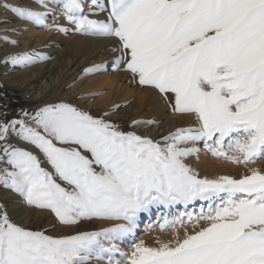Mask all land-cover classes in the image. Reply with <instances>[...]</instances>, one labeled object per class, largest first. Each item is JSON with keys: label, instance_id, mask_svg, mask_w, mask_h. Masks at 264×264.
I'll list each match as a JSON object with an SVG mask.
<instances>
[{"label": "snow or ice", "instance_id": "6c2138e0", "mask_svg": "<svg viewBox=\"0 0 264 264\" xmlns=\"http://www.w3.org/2000/svg\"><path fill=\"white\" fill-rule=\"evenodd\" d=\"M3 7L11 15L0 19V66L53 58L21 50L13 37L27 29L18 24L104 38L113 70L190 119L157 138L140 130L157 121L122 116L126 105L93 114L81 103L99 92L14 113L0 104V264H264V170L209 178L187 163L201 150L242 166L264 159V0H21ZM108 63L83 75L107 71ZM21 207L69 231L34 230L18 222ZM142 214H155L148 227L171 229L172 237L135 241ZM98 221L114 223L82 227ZM129 237L130 250L122 251Z\"/></svg>", "mask_w": 264, "mask_h": 264}, {"label": "rangeland", "instance_id": "374dc122", "mask_svg": "<svg viewBox=\"0 0 264 264\" xmlns=\"http://www.w3.org/2000/svg\"><path fill=\"white\" fill-rule=\"evenodd\" d=\"M4 4H17V2L15 0H0V19H3L6 15H11L9 12L5 11L3 7ZM55 19L59 22L62 21V18L59 16H57ZM47 23L52 24L53 19H49ZM0 27H3V26L0 25ZM18 27L21 29H27V30L21 31L17 36L13 37L14 39H17L19 42H21L20 41L21 38L23 36H27L33 41L37 37L45 36L44 37L45 41L38 43L37 45H35L33 49L43 50L44 52L51 55L53 58L48 61H44L42 63L30 66V67H26V68L17 67L14 69L13 68L6 69L3 66H0V104H7L9 106L8 110L10 112L14 113L19 108L34 107L39 102L26 101L24 99L22 87L19 86L18 84L10 83L7 79L18 73L29 72V74H27L26 76L24 84H31V85L37 84L38 81L40 80V77L45 72L44 70L46 69V67L50 64L52 65L53 61L57 58L55 51L62 50V49L64 50V46L62 45L63 43H61L62 40L68 39V40H72V43H73L72 51L70 52L72 56V62L82 57H84V60H85L84 65L81 68L80 73L78 74L76 79L77 80H80V79L93 80V79H96L98 76L99 78H103V79L105 78V81L107 80V83H104L103 86L100 88H94L88 91H81V93L76 92L73 98H69L67 96L68 92H61L62 91L61 88L67 89L68 86H71V84L74 83V80H71V81L66 80V82H63L61 84L62 86L60 85L61 87L58 88L57 92H47V95L43 99V101L44 100L51 101V100L60 99V98H68V99L74 100L77 95H83L87 97L90 93L99 92L102 94L86 99L85 104H84V106L87 107V109H90V111L93 114H98L100 113V111L105 110L113 103H119L121 105H126V107L124 108H127V106H129L130 104L129 103L130 100H133L134 98L141 95V96H144V98L141 101L140 107L137 109V113L133 115L124 114L123 115L124 117H132V118H137V119H145V118L155 119L157 123L153 126L159 127V129H157L155 133L152 135L156 136L157 138H159L160 135L165 134L169 130H174V128L177 126H184V127L188 126L190 118L173 115L170 110L166 109L164 105L160 101H158L157 95L154 94L153 92H150L148 88H142L140 86L139 88H136L132 84H130L129 80L123 79L121 82V80H119L118 78H113L111 76V71L113 70V68L111 65L112 56L110 55V52L108 50L109 45H110L109 40L104 39V38L82 36L78 34H70L67 36L63 34H57V36H60V37L54 40V38L52 37L56 35L55 33H53L50 30H45L43 28L36 27L31 22L24 23L22 25L18 24ZM45 45H48V47H45ZM103 61L109 62L107 71H103L100 73H93L89 75H83V71L85 68L92 67L94 64L102 63ZM58 62L63 63L64 58H61ZM41 66H43L42 70H38L36 72L32 71ZM30 71H32V73H30ZM100 76H103V77H100ZM108 80H110L111 82L114 81L112 86L109 85L110 83ZM115 83L116 84L120 83V84L119 86L117 85L116 87ZM114 89L116 92L114 91ZM119 89L120 90L122 89V91L120 92ZM124 89L126 90V92ZM95 99L101 102L99 107L95 109L89 108L88 106L92 104L94 101H96ZM169 118H173L175 120L168 121ZM130 123H131L130 119L124 120L125 126H127ZM141 128H143V126ZM146 129L147 128L144 127L143 129H140V130L144 131ZM187 163L191 167H193L200 174L201 177L207 176L209 178H213L219 175H232L238 178L240 175L246 174L247 171L251 168H259L261 170H264V159L257 160L254 164L242 166V165H236V164L229 163L228 161H225V160H218L215 157H212L211 155H206L203 152V150H201L198 157L193 156V157L188 158ZM28 210L30 211L29 215L27 216L23 224H25L26 226H30L34 230L47 229L48 234L58 235V234H55L56 232H53L51 230V226H52L51 224L55 223V220H53L51 216L49 217V215L39 210L37 211H33L31 209H28ZM46 215L49 219L46 217ZM156 219H157V216L155 214L151 215L150 217L146 214H142V218L139 222V226L136 231L134 240L135 241L144 240L147 243V241L150 240L153 236H157L156 238H159L160 240H164V241L170 239L172 237L171 229L165 232H161L158 226L156 228L148 227V225L154 222ZM102 222L108 223L107 221L106 222L102 221ZM110 223L112 224L114 222H110ZM87 229L97 230L98 228L94 226H90V228H87ZM188 230L189 231L192 230L191 226H189ZM180 232L182 234L183 229H180ZM131 242H133V240L131 237H129L128 241L125 244L121 245V250L129 251Z\"/></svg>", "mask_w": 264, "mask_h": 264}, {"label": "bare ground", "instance_id": "6f19581e", "mask_svg": "<svg viewBox=\"0 0 264 264\" xmlns=\"http://www.w3.org/2000/svg\"><path fill=\"white\" fill-rule=\"evenodd\" d=\"M15 1L17 2V4H21V0H15ZM21 6H23V5H21ZM32 6L35 8V10H41L35 5H32ZM61 23H62V21H61ZM44 37L45 36L37 37L35 40L32 41L27 36H23L21 38V40H20L21 42H19V48L21 50L30 49V48L33 49L35 47V45L45 41ZM49 37H51V36H49ZM59 37L60 36H57V34H56L52 38H54V40H55L56 38H59ZM46 38H47V36H46ZM95 41H97V40H95ZM61 43H63L62 45L64 46V50L62 49V50L55 51V54L57 55V58L53 61L52 65L50 64V65H48L46 67V69L44 70L45 72L40 77V80L38 81L37 84H35V85L24 84L26 76H27V74H29V72H27V73H18V74L13 75V76H11V77H9L7 79L10 83L18 84L19 86L22 87L23 94H24V99L26 101H36V102L40 103L46 97L47 92H57L58 88H60L62 86L61 84L63 82H66V80H68V81L74 80V83H72L71 86H68L67 89L61 88L62 91L60 90L61 92H68L67 96L69 98H73L74 95L76 94V92H80L81 93V91H88V90H91V89H94V88H100V87L103 86L104 83H107V80L105 81V78L104 79L103 78H99L98 76H97L96 79H93V80H91V79H89V80H82V79L77 80L76 77L78 76V74L80 73L81 68L84 65V61H85L84 57L78 58L76 61L72 62V56H71V53H70L72 51V47H73L72 40L63 39ZM61 58H64V62L63 63L58 62ZM42 67L43 66H41V67H39V68H37L35 70H32V71L36 72L38 70H42ZM32 71H30V73H32ZM111 76L113 78H118L119 80H121V82H122L123 79L129 80L128 76L122 71L112 70L111 71ZM100 77H103V76H100ZM108 81L110 83L109 85L112 86L114 81L113 82H111L110 80H108ZM115 84H114V86H115ZM119 84H116V87H117V85L119 86ZM130 84H132L136 88H139L138 85H135L133 83H130ZM120 87H118V88H120ZM124 88H126V87H124ZM115 89H114V91H115ZM121 91H122V89L120 90V92ZM127 91H128V89H127ZM125 92H126V90H125ZM143 98H144V96L139 95L138 97L134 98L133 100H130L129 106H127V108H124V109L121 110L122 116L124 114H129V115L130 114L131 115L136 114L137 113V109L140 107V104H141V101L143 100ZM85 101L86 100L81 101V103L85 104ZM100 103H101L100 101L96 100L92 104H90L88 107L92 108V109H95V108L99 107ZM88 110H90V109H88ZM174 120L175 119H173V118H169L168 119V121H174ZM143 128H141V129H143ZM157 129H159V127L152 126L151 129H146L144 131H150L151 134H154ZM29 212L30 211L27 208H24V207H21L20 209H18V215L16 217L18 219V222L24 223L26 218H27V216L29 215ZM47 215H46V217H47ZM42 218H44V217H42ZM51 218H53V220H55L54 217H51ZM107 222L108 223H103V222L98 221V222H95L94 224H91V225H89L86 222L84 225H82V227H84L86 229L90 228V226L97 227L98 229L101 228V227H110L111 226V223H110L111 221L110 222L107 221ZM55 223H53V224H55ZM53 224H51V225L53 226ZM52 226H51V230H52ZM68 231H69V229H67V228H65V227H63V226H61L59 224H55V230L53 232H56L55 234L59 235V234L67 233ZM156 237L157 236H153L150 240L147 241V244L153 245L155 240L157 239Z\"/></svg>", "mask_w": 264, "mask_h": 264}]
</instances>
